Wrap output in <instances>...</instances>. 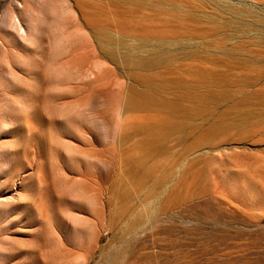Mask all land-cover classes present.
<instances>
[{
	"label": "rangeland",
	"instance_id": "1",
	"mask_svg": "<svg viewBox=\"0 0 264 264\" xmlns=\"http://www.w3.org/2000/svg\"><path fill=\"white\" fill-rule=\"evenodd\" d=\"M0 264H264V0H0Z\"/></svg>",
	"mask_w": 264,
	"mask_h": 264
},
{
	"label": "bare ground",
	"instance_id": "2",
	"mask_svg": "<svg viewBox=\"0 0 264 264\" xmlns=\"http://www.w3.org/2000/svg\"><path fill=\"white\" fill-rule=\"evenodd\" d=\"M101 37V39L105 42L110 41L111 37H109L106 33L101 32L99 34ZM102 46V45H101ZM115 55L113 54L112 57H114ZM122 61L125 64H132L133 68H132V76L135 77L134 81H140V82H144L145 80H148V78L150 77L151 73H149V69L150 67L157 61H160V56H151L150 58L146 59V60H131L130 58L124 56L122 58ZM139 84V83H138ZM140 85V84H139ZM157 86V85H156ZM133 87V86H132ZM204 91V90H203ZM153 86L152 85H144L143 87H140L138 89L136 88H130L126 97H125V104L129 107H134V106H143V105H147L150 104L152 101V94H153ZM192 92V91H191ZM204 97V93L200 92L198 94H195L194 96H192V99H194L195 101L201 102L203 100ZM145 107V106H144ZM167 107L171 108L172 105H170V103L167 105ZM174 109V108H173Z\"/></svg>",
	"mask_w": 264,
	"mask_h": 264
}]
</instances>
